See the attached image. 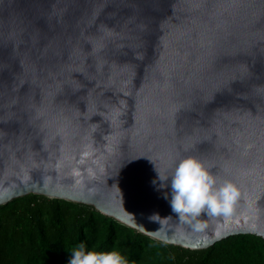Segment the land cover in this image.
I'll list each match as a JSON object with an SVG mask.
<instances>
[{"label": "water", "instance_id": "1", "mask_svg": "<svg viewBox=\"0 0 264 264\" xmlns=\"http://www.w3.org/2000/svg\"><path fill=\"white\" fill-rule=\"evenodd\" d=\"M189 156L227 213L173 212L156 168ZM28 194L190 250L264 239V0H0V205Z\"/></svg>", "mask_w": 264, "mask_h": 264}, {"label": "trees", "instance_id": "2", "mask_svg": "<svg viewBox=\"0 0 264 264\" xmlns=\"http://www.w3.org/2000/svg\"><path fill=\"white\" fill-rule=\"evenodd\" d=\"M119 251L128 264H264V239L231 236L190 250L164 243L93 206L28 194L0 205V264H68L72 249Z\"/></svg>", "mask_w": 264, "mask_h": 264}, {"label": "clouds", "instance_id": "3", "mask_svg": "<svg viewBox=\"0 0 264 264\" xmlns=\"http://www.w3.org/2000/svg\"><path fill=\"white\" fill-rule=\"evenodd\" d=\"M156 170L158 187L169 189L163 195L166 199L170 197L171 208L180 217L225 214L238 195L231 182L218 185L205 164L195 157L178 158L171 171L165 174ZM153 183L156 184V180ZM155 217H159L158 214L150 219ZM68 264H128V261L119 251L88 250L86 244L80 242L72 249Z\"/></svg>", "mask_w": 264, "mask_h": 264}, {"label": "rangeland", "instance_id": "4", "mask_svg": "<svg viewBox=\"0 0 264 264\" xmlns=\"http://www.w3.org/2000/svg\"><path fill=\"white\" fill-rule=\"evenodd\" d=\"M119 222V221H118ZM154 239V238H153ZM154 240H157V239H154ZM157 241H159V240H157ZM162 242V241H161ZM173 245V244H172Z\"/></svg>", "mask_w": 264, "mask_h": 264}]
</instances>
